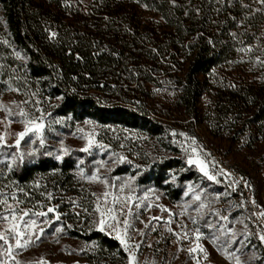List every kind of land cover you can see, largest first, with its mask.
Instances as JSON below:
<instances>
[{
  "label": "trees",
  "instance_id": "16d2710c",
  "mask_svg": "<svg viewBox=\"0 0 264 264\" xmlns=\"http://www.w3.org/2000/svg\"><path fill=\"white\" fill-rule=\"evenodd\" d=\"M245 54L250 64L259 61L258 78L245 76L237 82L222 74ZM165 83L175 86L179 102L189 110L208 89L220 97L226 94L245 112L242 127L264 136V4L0 0V86L53 100L52 114L70 124L91 119L148 135L164 133L166 127L152 116L147 98L149 85ZM78 163L72 155L40 153L8 167V174L22 186L38 179L52 193L68 186L71 194L85 183ZM128 167L123 164L119 172H129ZM141 169L139 182L161 190L172 203L183 199L188 181L200 177L178 157ZM66 234L122 251L117 239L100 230L82 233L67 227ZM252 238L250 242L260 243Z\"/></svg>",
  "mask_w": 264,
  "mask_h": 264
},
{
  "label": "rangeland",
  "instance_id": "374dc122",
  "mask_svg": "<svg viewBox=\"0 0 264 264\" xmlns=\"http://www.w3.org/2000/svg\"><path fill=\"white\" fill-rule=\"evenodd\" d=\"M246 58L245 54L222 74L237 82H242L245 76L258 78L259 61L250 64ZM165 84L160 87L147 84L151 88L147 98L151 114L166 127L159 135L116 125L103 126L91 119L70 124L64 117L52 114L53 100L33 98L14 86H0V105H7L14 113L23 109L27 119L42 118L45 125L43 146L32 135L16 147V133L24 130L25 118L18 115L9 118L0 108V136L4 140L0 145V234L6 233L10 226L2 218L9 214L10 205L18 209L17 215L28 209L32 213H47L25 218L36 221L35 228L29 229L35 243L27 248L15 247L16 240L11 235L7 242L0 240V264H129L130 253L135 254L132 264H197V261L199 264H236V258L240 264H264V247L257 241L248 243L254 234L247 231L248 220L239 202L229 195L223 179L228 169L239 170L248 176L255 200L264 206V136L252 132V127H242L245 112L237 104L232 105L226 94L220 97L215 89H208L198 98L196 108L189 110L179 102L175 86ZM89 140L93 142L92 147L81 151ZM212 149L222 156V164L211 156ZM40 153L77 158L79 174L85 183L71 193L74 197L66 190L68 186L52 193L48 187H41L38 179L26 187L9 176L8 167H18ZM168 157L181 158L188 168L200 174L199 180L186 183L183 199L174 203L161 190L138 179L142 167ZM189 158L202 161L215 180H209L196 164L189 165ZM123 164L129 166V172H135H119ZM94 174L100 179H90ZM197 195L201 197L199 201L194 199ZM129 196L133 199L126 201ZM114 198L123 202L125 215L128 205H132L133 214L127 216L132 225L125 237L127 250L119 239L122 251L107 250L96 241L66 234L69 226L82 233L99 230L97 208L104 211L113 207L117 209L120 225L106 227L102 232L115 239L117 231L123 236L125 216L119 215L121 204H113ZM136 204L141 207L137 209ZM200 204L205 207L200 208ZM49 207L55 211L48 213ZM222 216L228 219L222 220ZM57 228L63 231L57 233ZM197 228L203 233L199 241L195 236ZM40 229L44 230L42 234ZM185 232L188 238L178 240L176 233L183 237ZM36 236L40 239L36 240ZM197 243L204 252L198 250L190 255L188 249ZM223 250L235 253L233 259H227Z\"/></svg>",
  "mask_w": 264,
  "mask_h": 264
},
{
  "label": "snow or ice",
  "instance_id": "6c2138e0",
  "mask_svg": "<svg viewBox=\"0 0 264 264\" xmlns=\"http://www.w3.org/2000/svg\"><path fill=\"white\" fill-rule=\"evenodd\" d=\"M259 2L261 4H264V0H259ZM54 35V34H53ZM250 50V49H249ZM19 55V54H17ZM13 91H15V89H12ZM27 103V102H25ZM0 108H2L6 113H7V117H13V116H20V117H24L25 118V122H24V130L21 132L16 133L17 139L15 141V146L18 147L21 143L22 140L25 139V137H29L31 138L32 135H35L39 138L40 141V145L43 146L44 145V138H43V130L45 128L44 123L42 122V118H37L35 120H31V119H27V113L24 112L23 109H21L19 111V113H14L11 111L10 108H8L7 105H0ZM10 122V121H9ZM4 140H3V136H0V145H3ZM92 141L89 140L87 146L84 149H81V151H89V149L92 147ZM193 143H195V140H193ZM65 151L67 152V149H65ZM192 151L195 153L196 152V148H193ZM123 159V158H121ZM22 160V157H21ZM188 164L192 165V164H196L197 167L199 168V170L205 175L207 176V178L209 180H215V176L214 175H209L208 171L206 170V167L204 166L202 161H199L197 159H192L189 158L188 160ZM222 171V170H221ZM90 179L92 180H99L100 178L97 175H93L92 177H90ZM246 186H250L247 185L246 182ZM235 190V188L233 189ZM187 195V193H186ZM105 198L108 196V193H104ZM49 198H51V194H49ZM133 198L131 196L126 197L125 200L126 201H131ZM195 200L199 201L201 199V197L199 195L194 197ZM254 202V201H253ZM113 204H121V208L119 209V215H123L125 216L124 220H123V236L120 234L119 231H117V235H116V239L120 240L121 245H123L125 247V250H127L128 248V244H127V240L125 239V237H127V230L129 228L132 227L129 219L127 218V216L132 215V205L129 204L127 207V215H125L124 213V205L123 202L120 200V198H114L113 199ZM135 207L137 209H139L141 207L140 204H136ZM148 207H151V205H148ZM205 207L204 204H200V208ZM163 210V209H162ZM9 214L7 216H3L2 218L6 221L9 222L10 226L9 228L6 230V233L4 234H0V240H3L5 242H7L8 236L11 235L13 236V238H15L16 240V244L15 247L17 248H27L30 244L35 243V240L32 239V234L31 232H29V229L31 228H35L36 226V221L32 220V219H25L26 217H29L30 215H34V216H46L47 213L45 212H39V213H32L30 209L28 210H24L21 214L17 215V211L18 209H14L13 206H9ZM55 209L52 207H49L47 212L51 213L54 212ZM97 211L100 212V220L98 222V228L100 231H104L106 227L108 228H112L113 225H115L117 228L120 225V220L117 218V209L113 208V207H108L106 208L104 211H100V208H97ZM262 216H264V212L261 213ZM222 220H227V217H220ZM56 219L59 220L60 217L59 215L56 216ZM151 219H159V217H152ZM170 222V221H169ZM193 222L195 223V220L193 219ZM149 225L146 224L145 227L147 228ZM211 226V225H210ZM71 227V226H69ZM214 227V226H211ZM115 230V229H114ZM43 229H40V233H43ZM57 233H60L63 231L62 228H57L56 229ZM168 231H172L171 228L168 229ZM224 234H227V230H225ZM178 240L183 238V239H187L188 238V233L185 232L183 237H181L180 233H176ZM195 236L197 241H199L201 238H203V233L199 230V228H197L196 232H195ZM40 239V236H36V240ZM259 239L261 242H264V234H260ZM215 239L213 240V243H215ZM243 243V242H241ZM137 248H139V245H136ZM11 246L8 249V253H11ZM200 252H204L203 247L197 243L195 245V247L189 248V254L191 255L194 252L197 251ZM225 257L227 259H233V257L235 256V253H229L227 252V250H223ZM205 258H207V254L205 253ZM135 259V254L134 253H130L129 255V264H132V261ZM197 264H199V261H197ZM236 264H240L239 259L236 258Z\"/></svg>",
  "mask_w": 264,
  "mask_h": 264
},
{
  "label": "built area",
  "instance_id": "2783aa9c",
  "mask_svg": "<svg viewBox=\"0 0 264 264\" xmlns=\"http://www.w3.org/2000/svg\"><path fill=\"white\" fill-rule=\"evenodd\" d=\"M211 153V156L216 159V162L222 164V156L214 149H212ZM215 165L218 166L216 163ZM223 179L229 195L239 202L248 220L247 231L250 234H254L264 247V242H261L259 239L260 234H264V216L261 215L264 212V206L255 200L248 176L237 169L230 168L223 174ZM246 182L250 186H246ZM234 188L235 190H233ZM248 243H250V240Z\"/></svg>",
  "mask_w": 264,
  "mask_h": 264
}]
</instances>
